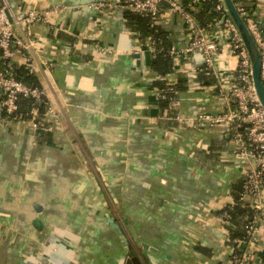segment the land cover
<instances>
[{"label":"crops","instance_id":"crops-1","mask_svg":"<svg viewBox=\"0 0 264 264\" xmlns=\"http://www.w3.org/2000/svg\"><path fill=\"white\" fill-rule=\"evenodd\" d=\"M8 1L18 17L63 7L31 28L39 54L56 62L35 76L63 115L41 133L0 108V264H125L126 245L107 211L144 264L134 234L155 248L146 250L153 264H230V224L216 212L235 201L244 168L228 129L166 118L153 57L133 54L147 40L125 10L97 7L102 0ZM182 1L191 12L203 7ZM243 3L264 23V0ZM161 18L171 46L186 49L182 16L166 10ZM213 27L223 41L217 68L232 71L238 58L223 26ZM95 42L114 51L102 56ZM203 61L199 52L180 57L167 75L180 81L182 118L225 108L216 83L207 87L196 71ZM251 248L250 264H264V218Z\"/></svg>","mask_w":264,"mask_h":264},{"label":"built area","instance_id":"built-area-1","mask_svg":"<svg viewBox=\"0 0 264 264\" xmlns=\"http://www.w3.org/2000/svg\"><path fill=\"white\" fill-rule=\"evenodd\" d=\"M238 11L245 20L261 52V79L264 84V23L257 17L253 8L247 7L243 0L235 2ZM99 8L112 10L122 9L141 15L151 16L154 22L162 20L161 13L166 10L178 13L185 20L189 32V44L186 49H178L172 45L170 54L176 65L180 57L191 53H201L204 61L196 67L198 74L214 76L216 84L213 85L218 95L225 99V108L220 113H200L196 117L182 118L178 114L179 99L172 97L165 108V116L184 124L209 127L224 126L231 137L235 156L241 161L244 168V184L240 191L238 202L250 207L254 213L245 216L243 230L245 236L231 239L233 247L230 264H250L253 255L252 245L256 240L260 224L264 218V108L258 98L252 77V66L248 51L232 20L227 16L223 23L227 43L230 51L238 58V65L232 71L225 72L217 68V58L221 49L222 40L207 33L200 26L190 8L182 0H102L96 4ZM217 10L226 12L223 0L216 5ZM62 6L38 11L30 9L22 17H18L8 0H0V108L13 119L25 121L34 128L39 129L43 118L53 119L51 127L60 126L62 111L60 106L51 101L49 86L30 85L19 77L18 65L13 59L19 56L18 64L30 74L44 73L55 66L54 60L45 59L38 52L39 37L32 33V26L39 22L47 21V16L60 13ZM222 14V15H223ZM96 50L106 56L114 49L99 42L94 44ZM159 42L149 38L147 43L133 51L135 55L149 52L154 58L158 51ZM158 97L165 99V91L157 90ZM32 99L27 118L16 113L22 99ZM44 117L39 114V109L45 100ZM179 122V123H180ZM237 204L234 201L231 205ZM225 218L227 216L224 215ZM228 219V218H227Z\"/></svg>","mask_w":264,"mask_h":264},{"label":"trees","instance_id":"trees-1","mask_svg":"<svg viewBox=\"0 0 264 264\" xmlns=\"http://www.w3.org/2000/svg\"><path fill=\"white\" fill-rule=\"evenodd\" d=\"M203 3V7L199 11H195L192 13L196 17L198 23L201 27L205 29L207 33L211 32L213 25L221 18L223 11L217 10L216 5L219 0H200ZM237 2L238 0H234ZM125 19L129 23L130 28L133 30H137L141 35V37L145 40H149V38L156 39L159 42L158 51L155 57L152 59V68L158 73L159 77L155 82V87L157 90H164L166 98H160L161 103L163 104L164 109L167 107L169 100L174 96L179 99V89H180V81H170L167 78V75L173 72V58L170 54L171 48V41L169 33L163 29L159 22H154L153 18L148 15H141L132 11L125 10ZM162 15V13H161ZM202 65V64H201ZM198 65V66H201ZM197 66V67H198ZM18 74L21 79L25 82L29 83L30 85H38L42 86L39 83L38 78L35 75H30L24 68L18 69ZM202 79V83L209 86L210 83H216V78L214 76H208L203 73L199 74ZM181 80V79H180ZM211 86V84H210ZM45 100L44 104L40 106L39 114L41 117H44L46 105ZM33 105L32 99H22L20 101V107L17 111L16 118L19 115H23L20 118H27V113L30 107ZM4 117L9 118V120H16L13 117L8 116L3 111ZM48 120L43 118V122L38 129L39 132L44 133L48 131L49 123H52L50 117H47ZM50 119V120H49ZM20 121V120H19ZM173 121V120H172ZM176 121V120H174ZM244 179L241 181L240 186L237 188V191L234 193V198L237 204L235 205H226L218 210L220 216L230 224V238L233 240L235 238H242L245 236V232L243 230V225L245 223V216L250 215L252 216L254 211L248 207L247 205H243L238 202L239 193L243 188ZM227 216V218L224 217Z\"/></svg>","mask_w":264,"mask_h":264},{"label":"water","instance_id":"water-1","mask_svg":"<svg viewBox=\"0 0 264 264\" xmlns=\"http://www.w3.org/2000/svg\"><path fill=\"white\" fill-rule=\"evenodd\" d=\"M223 3L225 5L226 12L221 16V18L216 22L215 26L213 27V30H217L218 27L222 26L227 16L232 20L235 27L237 28L241 39L248 51L250 60H251V66H252V77L254 81V87L257 92L258 98L261 102V105L264 108V84L261 79V52L260 49L251 34L245 20L241 16L240 12L238 11V8L235 4L234 0H223ZM101 199L103 201V204L107 207L108 203L106 202L105 198L101 194ZM105 216L107 218V222L113 226L117 233L119 234L121 240L126 245L127 252H126V260L125 264H144V261L141 259L139 254H137L133 249H130V247L127 245V237L123 233V229L120 225V223L115 220L114 216L111 214L110 211H107L105 213ZM134 239L136 240L137 244L142 248L141 254L145 258V262L147 264H153V262L150 260V258L146 254V250L148 251H155V248L148 244L147 242L139 240V238L134 234ZM41 258V256H40ZM43 260V259H42ZM45 260V259H44Z\"/></svg>","mask_w":264,"mask_h":264}]
</instances>
